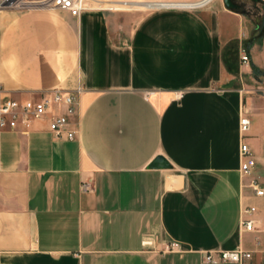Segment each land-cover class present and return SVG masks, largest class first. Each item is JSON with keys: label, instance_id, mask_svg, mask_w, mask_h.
Segmentation results:
<instances>
[{"label": "crops", "instance_id": "obj_1", "mask_svg": "<svg viewBox=\"0 0 264 264\" xmlns=\"http://www.w3.org/2000/svg\"><path fill=\"white\" fill-rule=\"evenodd\" d=\"M231 2L132 26L100 11L0 13L5 97L83 88L74 140L50 116L0 136V264H215L206 252L235 250L264 264V196L249 187L264 186V0Z\"/></svg>", "mask_w": 264, "mask_h": 264}, {"label": "built area", "instance_id": "obj_2", "mask_svg": "<svg viewBox=\"0 0 264 264\" xmlns=\"http://www.w3.org/2000/svg\"><path fill=\"white\" fill-rule=\"evenodd\" d=\"M118 1L121 0H0V13L5 11H24L31 9L60 10L71 16L80 18L83 14L92 11H117ZM140 1V0H136ZM162 10H187L176 7H165ZM243 64H248L250 58L247 54L241 56ZM4 89L0 86V136L9 131H15L20 126L29 128L31 124L50 116L49 129L56 138L74 140L76 130L70 129L71 119L77 115L79 95L83 88L79 87L73 92L63 89H53L43 92L37 98L16 100L4 96ZM241 133L250 130V122L246 117L241 119ZM256 166L255 157L246 143L241 146V166L243 175H250ZM256 196H264V186L258 178H252L249 183ZM83 188L89 190V185ZM255 207H245L242 211V228L245 231H255ZM176 248L177 244H172ZM252 258V253L245 250L206 252L205 260L209 263H237L243 264Z\"/></svg>", "mask_w": 264, "mask_h": 264}, {"label": "rangeland", "instance_id": "obj_3", "mask_svg": "<svg viewBox=\"0 0 264 264\" xmlns=\"http://www.w3.org/2000/svg\"><path fill=\"white\" fill-rule=\"evenodd\" d=\"M214 1L216 0H203L202 2L200 0H121L118 1L119 6L117 7L119 8V10L105 12L116 17L122 16L118 19L119 23H124L127 26H132L134 24V16L138 13L146 14L154 11H159L161 10V8L165 7L186 8L182 6L185 4H187V6L197 7L187 8V11L203 10Z\"/></svg>", "mask_w": 264, "mask_h": 264}, {"label": "water", "instance_id": "obj_4", "mask_svg": "<svg viewBox=\"0 0 264 264\" xmlns=\"http://www.w3.org/2000/svg\"><path fill=\"white\" fill-rule=\"evenodd\" d=\"M226 4L229 6V7H234L235 5L231 2V0H225Z\"/></svg>", "mask_w": 264, "mask_h": 264}]
</instances>
